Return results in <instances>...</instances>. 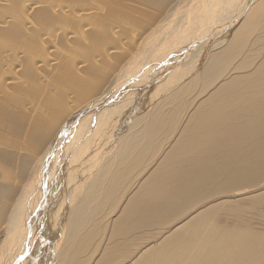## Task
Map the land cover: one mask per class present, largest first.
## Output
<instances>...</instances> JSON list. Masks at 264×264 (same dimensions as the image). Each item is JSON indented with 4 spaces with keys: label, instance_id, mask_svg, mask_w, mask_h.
I'll list each match as a JSON object with an SVG mask.
<instances>
[{
    "label": "bare ground",
    "instance_id": "bare-ground-1",
    "mask_svg": "<svg viewBox=\"0 0 264 264\" xmlns=\"http://www.w3.org/2000/svg\"><path fill=\"white\" fill-rule=\"evenodd\" d=\"M26 3L0 19V264H83L103 240L94 264H264V234L209 211L145 247L257 186L264 0Z\"/></svg>",
    "mask_w": 264,
    "mask_h": 264
},
{
    "label": "rangeland",
    "instance_id": "rangeland-1",
    "mask_svg": "<svg viewBox=\"0 0 264 264\" xmlns=\"http://www.w3.org/2000/svg\"><path fill=\"white\" fill-rule=\"evenodd\" d=\"M3 1H0V10H1L0 11V19L2 18L1 20L3 22H4V20H7L11 24L15 23L13 21H16L18 15L21 13V11H22L21 4L23 2H25V4L28 6V4L26 3L27 0L26 1L25 0H5L4 2ZM24 5H23V7H24ZM11 14H13V15H11ZM4 17H7V18H4ZM11 20H13V21L10 22ZM240 57H241V55H239L238 59ZM197 90H200V89H197ZM258 167L261 168L260 171L258 170L260 172L259 175L257 174L255 176L254 175L251 176L252 178H256V182H257L256 183L257 186L254 189L245 188V189L240 190V191H232V192H230L228 194H224L220 197L210 199L208 202L203 203L201 205H198L194 210L188 212L185 216H183V218L181 220H176L173 224H170V225L166 224L165 226L156 229L157 231H152V230L148 231L145 235V240H147L145 247H147V248L149 247L148 249L150 250L151 245H154L156 242H162V241L164 242L165 241V243H166L168 240L167 236L175 233V236H177V237L173 241V243L170 245V248L172 249L173 246L178 242L180 235L185 236V239H186V237L188 239V237L193 234L194 228H192L188 224L186 225V223L191 222L190 220L194 216H196L197 213L202 214V213L207 212V211L212 213V218H213V220L210 219V220L206 221V225L209 227L212 224H215L217 226L220 225L219 227H227V228H233V229L235 228V229H239L240 231H244V229H246V230L249 229V231L253 230L251 233L255 232V234L257 233L258 235L259 234L263 235L264 234V164H262V166H258ZM194 214H196V215H194ZM187 220H189V221H187ZM183 222L184 223L186 222L185 226H187V227H185V226L184 227L189 228L192 231H190L188 229L186 230L185 228L183 229V225H184ZM212 222H214V223H212ZM179 224H181V225H179ZM177 227H179V229ZM241 228H243V230ZM183 230L184 231L186 230V231L184 232ZM181 231H182V233H181ZM199 231L201 232L202 229H200ZM183 232L185 233V235L183 234ZM189 232H190V234L191 233L192 234L190 235ZM135 237L136 236H134L133 239ZM138 237H137V239H138ZM120 238L121 237H117V239H120ZM134 242H136V238L134 239ZM163 242H162V244L165 245V243H163ZM104 245H105V241L103 240L102 243L100 242L99 251L95 250V252L98 254L93 259H90L92 253L91 252L87 253V255L84 257L86 259V262H85V260H83L84 261L83 264H85V263L94 264L97 256H100L101 248H103ZM108 248H109V246H108ZM118 248H120V249H118L120 251L123 250V247L120 245ZM163 248L165 249L164 251H166L167 247H163ZM133 250H134V248L132 247L130 254L133 253V255L131 256V259L128 260L127 263H130V261L132 259H135L136 255L139 252V251L136 252L135 250L134 251ZM120 251H119V254H120ZM114 252L118 253L117 251H113V253ZM162 256H163V254H162ZM120 257L118 259H120ZM161 257H160V260L157 259L158 263L155 262V264L161 263ZM120 261H121V259L118 260V262H117V260H114V262H112V263L113 264H120ZM173 263L175 264V262H172V264ZM102 264H111V261H110V259L106 258L102 261ZM151 264H153V263H151Z\"/></svg>",
    "mask_w": 264,
    "mask_h": 264
}]
</instances>
